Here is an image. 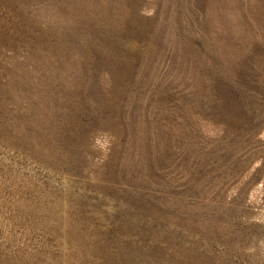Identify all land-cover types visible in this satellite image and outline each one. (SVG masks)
I'll list each match as a JSON object with an SVG mask.
<instances>
[{"label": "rangeland", "instance_id": "374dc122", "mask_svg": "<svg viewBox=\"0 0 264 264\" xmlns=\"http://www.w3.org/2000/svg\"><path fill=\"white\" fill-rule=\"evenodd\" d=\"M0 264H264V0H0Z\"/></svg>", "mask_w": 264, "mask_h": 264}]
</instances>
